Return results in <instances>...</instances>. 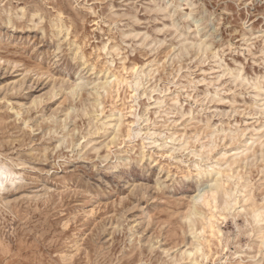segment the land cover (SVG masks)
I'll return each mask as SVG.
<instances>
[{
    "label": "rangeland",
    "instance_id": "rangeland-1",
    "mask_svg": "<svg viewBox=\"0 0 264 264\" xmlns=\"http://www.w3.org/2000/svg\"><path fill=\"white\" fill-rule=\"evenodd\" d=\"M0 161V264H264V0H0Z\"/></svg>",
    "mask_w": 264,
    "mask_h": 264
},
{
    "label": "bare ground",
    "instance_id": "bare-ground-1",
    "mask_svg": "<svg viewBox=\"0 0 264 264\" xmlns=\"http://www.w3.org/2000/svg\"><path fill=\"white\" fill-rule=\"evenodd\" d=\"M138 84V83H137ZM142 122V121H141ZM197 166V165H196ZM217 172H220L217 170ZM220 174V173H219ZM221 176V175H220ZM227 176V175H226ZM232 175H230L231 177ZM19 180V176L15 175L14 170L4 161H0V194L2 193V191L8 189V186L11 184H14V182H17ZM228 180V179H227ZM235 186V185H234ZM236 186H238L236 184ZM235 186V187H236ZM215 187L216 189L219 187V185L217 184V180H215ZM233 187V186H232ZM231 188V187H230ZM242 188V187H241ZM244 188V187H243ZM241 193V192H240ZM224 195H225V199H224V203L223 205L220 207L219 210V215L225 218V211H228L234 207V205L238 202V198L232 197V193L229 192L227 189H224ZM1 196V195H0ZM2 200V199H1ZM1 203V202H0ZM215 208H217V205L215 203L214 205ZM235 208V207H234ZM233 208V209H234ZM236 210V209H235ZM231 211V210H230ZM253 218L255 219V221H260L264 219V210L262 209H254L253 210ZM216 220H218V218H216L213 214H211L207 221H206V226H204L205 228H207L209 234L211 236H215L220 229L217 228V225H215ZM210 236V237H211ZM209 237V238H210ZM207 242V240H206ZM210 242V241H209ZM208 244V243H207ZM210 244V243H209ZM205 247V246H204ZM208 247V246H207ZM206 249V248H205ZM209 251V249H207ZM199 251V249H197L195 252ZM201 254V253H200ZM210 254V253H209ZM204 257V256H203ZM202 257V258H203ZM195 258V257H194ZM192 260V264H199V262L194 259ZM206 258V257H205ZM203 261H205L203 259ZM203 264V263H202Z\"/></svg>",
    "mask_w": 264,
    "mask_h": 264
}]
</instances>
